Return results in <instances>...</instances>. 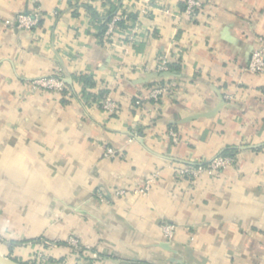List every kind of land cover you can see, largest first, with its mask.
Masks as SVG:
<instances>
[{"label":"crops","instance_id":"obj_1","mask_svg":"<svg viewBox=\"0 0 264 264\" xmlns=\"http://www.w3.org/2000/svg\"><path fill=\"white\" fill-rule=\"evenodd\" d=\"M203 1L189 19L182 0H0L1 240L57 264H264V73L246 71L264 39V0ZM32 10L36 28L4 25ZM90 10L134 18V40L130 21L100 40ZM160 58L179 67L165 80ZM54 73L71 79L64 95L26 87ZM81 75L96 84L86 91L108 90L116 114L85 100ZM163 82L171 93L147 100ZM105 147L119 155L104 158ZM228 148L235 163L218 175L175 177ZM166 222L176 226L168 249ZM70 236L90 250L66 246Z\"/></svg>","mask_w":264,"mask_h":264},{"label":"built area","instance_id":"obj_2","mask_svg":"<svg viewBox=\"0 0 264 264\" xmlns=\"http://www.w3.org/2000/svg\"><path fill=\"white\" fill-rule=\"evenodd\" d=\"M183 2V13L189 19H195L204 7L203 0H182ZM142 12L145 13L143 10ZM41 19V15L37 10H32L28 13L18 14L14 21L6 20L4 25L14 26L18 29L31 30L38 26ZM120 21H123L125 24L129 21L131 22L130 28L127 30V40L131 43L134 40V36L138 31L136 20H131L129 16L121 10H116L111 14V18L106 24V30L103 34V39L108 40L116 29V24ZM129 22V23H130ZM169 63L166 59L160 58L156 64L155 71L157 73L170 71ZM246 71L252 74H263L264 73V39H260L259 45L251 53L250 59L246 66ZM26 87L31 91H42L51 94L52 96L64 95L66 91V82L64 77L60 73H54L50 76L35 78L26 83ZM172 87L169 83L163 82L154 84L151 86L147 95L145 96L147 100H153L158 102L161 97L170 94ZM228 98V97H224ZM80 99V97H79ZM143 98L138 97L134 101V106L140 108L142 106ZM98 105L101 109L109 115H114L118 112V105L109 97L107 93L102 99L99 100ZM168 135L172 138L173 142L178 141V136L176 131L170 129ZM136 137V136H135ZM104 158H113L119 155V153L112 147H105L103 151ZM235 163V156L229 155H216L208 161H199L193 164H186L178 166L175 169V177L178 180L185 179L188 181H195L200 178L202 175L216 176L226 167L233 165ZM158 176L157 172H154L145 182L143 188L134 191V193H140L145 195L149 190L150 186L154 183ZM117 195H123L126 191L117 189L115 191ZM98 199L101 202H105V198L101 193H98ZM161 231L166 243H170L175 235L176 226L172 223H163L161 225ZM64 244L74 250L80 252H87L90 250L88 246H83L76 238L70 236L65 241ZM45 257V252L41 251L37 254L38 264H52L48 260L47 262L43 261ZM176 264V263H168Z\"/></svg>","mask_w":264,"mask_h":264},{"label":"trees","instance_id":"obj_3","mask_svg":"<svg viewBox=\"0 0 264 264\" xmlns=\"http://www.w3.org/2000/svg\"><path fill=\"white\" fill-rule=\"evenodd\" d=\"M90 11H91L92 16H93L94 19H96L97 21H101L100 30H99V33H98V37L101 40L103 38V34H104L105 30H106V24L108 23V21L111 18V14L110 15H107L106 17H99L95 12H92V10H90ZM129 18H131V17H129ZM131 19L134 20V18H131ZM124 27H125V25H124V22L123 21H120V22H118L116 24V28H124ZM169 67L171 69H175V70H178V68H179L178 65H169ZM79 81L84 86V89L82 90V96L85 97V100L90 99L92 101L99 102V100L102 99L108 93V90H105V89H103V90L100 89V90L97 91V93H95V92L92 93L90 91H86V90L92 89V88H94L96 86V84L93 81L92 77L89 76V75H81L79 77ZM70 96H71V94H70ZM62 102H65V100L62 101ZM236 153H237V149L236 148H228V149H225L222 152L221 155L235 156ZM49 261L52 264H57L58 262L59 263L61 262L60 260L57 261V260H55L53 258H50ZM24 263H26V264H38L36 262H30V261H26Z\"/></svg>","mask_w":264,"mask_h":264},{"label":"rangeland","instance_id":"obj_4","mask_svg":"<svg viewBox=\"0 0 264 264\" xmlns=\"http://www.w3.org/2000/svg\"><path fill=\"white\" fill-rule=\"evenodd\" d=\"M19 244H20V242H17V241H5L3 239L1 240V237H0V246H3V247L8 246L10 248L9 254L4 255V256L16 259L20 262L30 261V262L38 263L37 254L40 253L41 251H38V250L36 251V249L34 247H31L30 249L33 250L32 253L28 256H24L21 254H22V251L25 250V248L23 249L22 248L23 245L22 244L19 245ZM58 244H60V243H58ZM4 251H5V249H4ZM1 252H3V250L2 251L0 250V253ZM50 258H52V257L50 256L49 252H45V257H43V261L47 262Z\"/></svg>","mask_w":264,"mask_h":264},{"label":"water","instance_id":"obj_5","mask_svg":"<svg viewBox=\"0 0 264 264\" xmlns=\"http://www.w3.org/2000/svg\"><path fill=\"white\" fill-rule=\"evenodd\" d=\"M173 72L170 70V71H166V72H161V73H156L157 77L159 79H167V77L169 75H172ZM159 81V80H158ZM65 82L70 84L71 83V79L68 78V79H65ZM222 104H225V101L224 99L222 98ZM138 140L141 142V138H138ZM165 247H167V249L170 247L168 243L165 242ZM169 263H176V264H182L180 262H178L177 260L175 259H171ZM0 264H26L24 262H20L16 259H13V258H9L7 256H4L0 253Z\"/></svg>","mask_w":264,"mask_h":264}]
</instances>
